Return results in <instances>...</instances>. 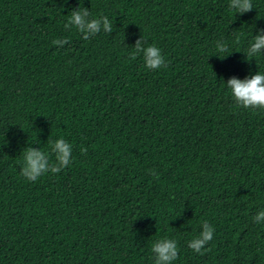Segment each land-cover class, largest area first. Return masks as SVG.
<instances>
[{"label":"trees","instance_id":"1","mask_svg":"<svg viewBox=\"0 0 264 264\" xmlns=\"http://www.w3.org/2000/svg\"><path fill=\"white\" fill-rule=\"evenodd\" d=\"M251 3L0 0V264H155L165 237L172 264H264V110L227 86L264 74V48L246 54L264 34ZM84 9L99 32L69 23ZM137 41L164 65L133 59ZM61 138L71 162L52 173ZM28 148L49 161L34 182ZM205 221L200 254L188 243Z\"/></svg>","mask_w":264,"mask_h":264},{"label":"clouds","instance_id":"2","mask_svg":"<svg viewBox=\"0 0 264 264\" xmlns=\"http://www.w3.org/2000/svg\"><path fill=\"white\" fill-rule=\"evenodd\" d=\"M229 7L240 14L253 9L251 0H230ZM88 15L89 13L86 9L72 11L69 23H73L80 31H83L86 27L92 33L99 32L100 20L94 19L86 24L85 17ZM67 27L68 25L65 24L66 29ZM103 27L105 31L110 32L113 25L107 18H104ZM53 43H58V41L54 40ZM262 48H264V34H259L255 36L254 42L247 49V57L251 59L258 56ZM217 51L226 53L228 51L227 45L225 43H217ZM141 53H143L145 66L150 70H157L165 63L158 47L154 45L144 47L141 41H137L132 58L135 59ZM227 86L231 90L237 106L244 109L264 110V74L258 72L251 79L243 81L233 78L228 81ZM54 150H58L56 160L59 161V167L51 166V172L59 173L61 169L67 167L71 162L69 156L72 152V146L61 138L55 142ZM82 151H86V149H82ZM46 156L47 154L41 150L28 148L24 153V167L21 170V174L29 181H36L48 172L49 161ZM152 174L158 177L157 173L152 172ZM253 219L256 223L264 220V210L257 213ZM202 227L203 231L200 235L188 243L190 249L200 254H203L201 250L213 239L214 234V228L207 221L203 222ZM152 252L155 254V264H172L178 258L177 241L167 237L162 238L153 244Z\"/></svg>","mask_w":264,"mask_h":264}]
</instances>
